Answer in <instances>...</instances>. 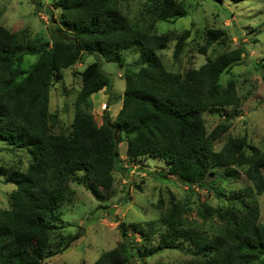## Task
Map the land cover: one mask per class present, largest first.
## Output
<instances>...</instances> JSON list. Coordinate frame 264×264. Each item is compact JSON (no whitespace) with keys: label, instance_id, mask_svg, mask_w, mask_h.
I'll list each match as a JSON object with an SVG mask.
<instances>
[{"label":"trees","instance_id":"trees-1","mask_svg":"<svg viewBox=\"0 0 264 264\" xmlns=\"http://www.w3.org/2000/svg\"><path fill=\"white\" fill-rule=\"evenodd\" d=\"M122 1L58 0V16H49L50 45L0 26V141L30 156L24 172L0 170L5 182L15 185L9 208L0 211V264H43L63 253L67 247L60 248L64 233L59 211L74 196L70 183L83 186L100 203L108 200L114 173L121 170L122 143L130 162L163 161L166 168L155 173L162 180L177 178L191 189L203 188L207 178L217 174L234 182L244 174L256 195L264 193V150L249 145L245 137H229L216 151L215 143L229 127L220 124L209 133L203 120L205 113L241 106L235 82L224 85L221 78L242 63L245 49L222 52L183 74L172 72L159 53L173 41V34H155L154 25L186 16V7L178 0H154L152 21L140 27L123 13ZM189 35L184 30L176 39L174 58L182 53ZM226 38L220 29H207L200 54L223 45ZM131 52L139 57L135 68L126 63ZM91 54L123 69L121 108L115 120L103 116L102 124H96L91 97L109 91L112 84L100 65L91 63L80 73L70 133L54 134L57 118L49 108L52 85L63 70ZM29 55L36 61L24 71L21 65ZM223 194L216 192L217 197L224 198ZM228 201L240 209L199 206L202 221L216 219L222 224L209 234L188 225L187 203L172 197L162 208L159 200L157 221L130 226L142 242L132 243L128 229L118 226L119 243L93 264H134L166 250H186L192 257L187 264H264V224L259 222L258 206L238 197ZM145 229L156 238L155 247L148 243ZM53 239L58 241L52 251Z\"/></svg>","mask_w":264,"mask_h":264},{"label":"rangeland","instance_id":"rangeland-1","mask_svg":"<svg viewBox=\"0 0 264 264\" xmlns=\"http://www.w3.org/2000/svg\"><path fill=\"white\" fill-rule=\"evenodd\" d=\"M58 0H0V26L22 34L29 39H37L50 45L49 28L52 26L50 13L58 16L55 4ZM154 0H124L120 3L123 13L140 27L152 21L150 9ZM187 14L175 21H160L154 25L155 34L171 32L173 41L159 53L165 67L177 73H185L189 69H198L208 59H214L225 51L244 48L246 55L242 63L225 73L222 84L233 80L237 92L242 97L238 108H225L217 113L203 115L207 132H211L220 124H227L228 132L215 143L219 151L229 137H245L249 145L264 150V0H244L233 4L227 0H178ZM207 29H220L227 35L223 45H213L206 55L200 54L205 44ZM189 30L190 35L182 53L173 57L176 39ZM139 57L136 53L126 54V63L135 68L134 61ZM36 61L35 56H26L21 65L27 71ZM98 63L103 73L111 80L112 88L101 91L91 97L90 112L97 125L103 122V116L115 120L120 108L125 89L122 78L123 69L117 64L107 63L96 54L86 55L81 63L61 72L50 91L49 108L56 115L57 126L54 134L70 133L74 114V102L81 87L80 73L91 63ZM126 144L119 146L121 170L114 173L111 197L104 203L96 201L83 186L70 183L74 196L70 204L59 211L63 225L64 241L60 248L66 250L47 258L43 264H93L105 251L113 249L120 241L118 226L128 229L129 240L138 244L142 242L139 235H134L130 226L155 222L160 211L156 209L162 200V208H167L169 200L187 203L189 211L184 218L191 227L213 234L220 230L221 222L216 219L202 221L197 211L206 204L212 207L232 205L235 210L238 204L230 203L238 197L240 201L252 202L258 206L259 222L264 224V193L256 195L244 174L236 182L225 181L219 174L207 178L203 188L198 186L187 188L177 178L162 180L157 172L166 168L163 161L147 158L142 162H130L125 157ZM30 156L22 149H15L0 141V170L16 169L24 172L29 164ZM4 173V172H1ZM15 185L6 183L5 176L0 175V211L9 208V195ZM224 193L217 197L216 192ZM110 216L114 220H110ZM158 227V225H156ZM151 247L157 244L156 238L149 234ZM55 236L57 233L54 234ZM151 240V241H150ZM58 240H52L50 250L55 249ZM192 257L186 250H166L145 258L134 264H187Z\"/></svg>","mask_w":264,"mask_h":264},{"label":"water","instance_id":"water-1","mask_svg":"<svg viewBox=\"0 0 264 264\" xmlns=\"http://www.w3.org/2000/svg\"><path fill=\"white\" fill-rule=\"evenodd\" d=\"M109 218H110V220H111V219L114 220L112 216H110Z\"/></svg>","mask_w":264,"mask_h":264}]
</instances>
